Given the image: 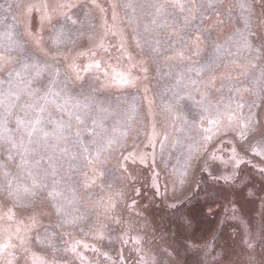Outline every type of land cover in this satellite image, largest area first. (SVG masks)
<instances>
[{"label":"rangeland","instance_id":"374dc122","mask_svg":"<svg viewBox=\"0 0 264 264\" xmlns=\"http://www.w3.org/2000/svg\"><path fill=\"white\" fill-rule=\"evenodd\" d=\"M0 264H264V0H0Z\"/></svg>","mask_w":264,"mask_h":264}]
</instances>
